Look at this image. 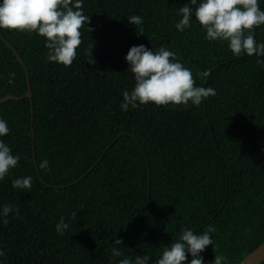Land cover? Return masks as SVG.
<instances>
[{
    "label": "trees",
    "instance_id": "trees-1",
    "mask_svg": "<svg viewBox=\"0 0 264 264\" xmlns=\"http://www.w3.org/2000/svg\"><path fill=\"white\" fill-rule=\"evenodd\" d=\"M185 3L84 0L91 31L82 28L68 67L47 62L38 34L0 30L24 63L32 94L0 104L10 127L4 139L21 157L0 181V205H18L23 217L0 224L5 264H118L137 254L155 264L181 227L215 226L205 264L215 252L239 264L264 243V66L206 40L195 19L178 31ZM132 14L144 18V35L129 23ZM256 39L264 42V25ZM139 44L169 47L197 85L217 94L200 106L122 111V91L134 87L125 57ZM209 69L207 78L197 75ZM27 89L22 65L0 39V100ZM45 159L50 170L39 167ZM28 175L30 192L13 188V179ZM73 211L76 219L59 235L56 224ZM115 238L123 240L119 258Z\"/></svg>",
    "mask_w": 264,
    "mask_h": 264
},
{
    "label": "clouds",
    "instance_id": "clouds-1",
    "mask_svg": "<svg viewBox=\"0 0 264 264\" xmlns=\"http://www.w3.org/2000/svg\"><path fill=\"white\" fill-rule=\"evenodd\" d=\"M264 0H188L178 9L181 17L174 27L184 32L192 27L193 19L205 31V39L227 43L236 57L256 56V63L264 66V42L257 41L256 29L264 25ZM84 0H0V30L36 33L45 38L47 62L71 66L82 44V28L88 30L92 16L84 14ZM138 34L144 35V18L138 14L127 17ZM125 60L133 74L134 87L122 91L119 105L122 111L135 110L149 103L156 106H200L210 96L217 94L213 87L197 85L191 68L178 59L177 53L161 45L153 50L144 44L133 45ZM210 69L197 73L202 78L210 75ZM11 82V81H10ZM10 132L8 121L0 117V181L8 177L21 160L18 153L4 137ZM42 170H50V162L45 159L39 163ZM33 177L20 176L12 180L15 189L31 191ZM77 213L69 217L61 216L55 228L59 235L70 229L71 221ZM11 218L23 219L20 207L11 202L0 205V224L8 225ZM214 225L203 231L191 227H181L173 234V242L165 245L155 264H205L202 253L209 245L214 246L212 234ZM121 238L112 243V256L124 255L119 246ZM189 255L192 259L189 261ZM5 249L0 246V264H5ZM227 257L216 254L211 264H225ZM152 257L137 254L118 260V264H150Z\"/></svg>",
    "mask_w": 264,
    "mask_h": 264
},
{
    "label": "water",
    "instance_id": "water-1",
    "mask_svg": "<svg viewBox=\"0 0 264 264\" xmlns=\"http://www.w3.org/2000/svg\"><path fill=\"white\" fill-rule=\"evenodd\" d=\"M0 39L12 49L13 53L16 55L18 61L22 65L24 71H25V77L27 80L28 89L26 93L23 96L20 97H14V96H6L3 99L0 100V104L3 102H6L8 100H22V99H29L31 101L32 94L30 90V83H29V76L26 70V67L24 63L22 62L21 58H19L16 51L3 39V37L0 35ZM264 261V243L258 246L255 250H253L251 253H249L239 264H261Z\"/></svg>",
    "mask_w": 264,
    "mask_h": 264
}]
</instances>
